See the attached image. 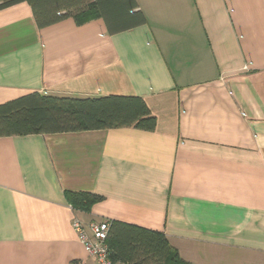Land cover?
<instances>
[{
	"label": "crops",
	"instance_id": "crops-1",
	"mask_svg": "<svg viewBox=\"0 0 264 264\" xmlns=\"http://www.w3.org/2000/svg\"><path fill=\"white\" fill-rule=\"evenodd\" d=\"M146 22L38 28L0 9V104L144 99L155 127L0 136V264H98L84 223L162 232L189 264H264V0H136ZM66 191L101 197L74 211Z\"/></svg>",
	"mask_w": 264,
	"mask_h": 264
},
{
	"label": "trees",
	"instance_id": "trees-1",
	"mask_svg": "<svg viewBox=\"0 0 264 264\" xmlns=\"http://www.w3.org/2000/svg\"><path fill=\"white\" fill-rule=\"evenodd\" d=\"M26 2L38 28L72 18L80 25L100 18L108 34L146 22L136 0H0V9ZM115 127L152 130L155 116L139 96H72L31 92L0 104V136L76 132ZM74 211H87L101 199L85 191H66ZM106 243L114 264H189L165 235L136 225L107 221Z\"/></svg>",
	"mask_w": 264,
	"mask_h": 264
},
{
	"label": "built area",
	"instance_id": "built-area-1",
	"mask_svg": "<svg viewBox=\"0 0 264 264\" xmlns=\"http://www.w3.org/2000/svg\"><path fill=\"white\" fill-rule=\"evenodd\" d=\"M72 227L85 252L98 264H114L109 258L110 250L106 243L107 221L84 223L78 217H73Z\"/></svg>",
	"mask_w": 264,
	"mask_h": 264
}]
</instances>
